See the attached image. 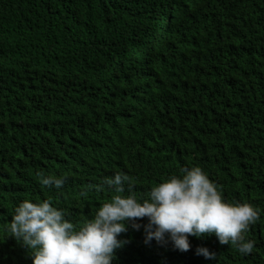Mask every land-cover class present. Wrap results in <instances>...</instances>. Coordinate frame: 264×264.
<instances>
[{
  "label": "trees",
  "instance_id": "trees-1",
  "mask_svg": "<svg viewBox=\"0 0 264 264\" xmlns=\"http://www.w3.org/2000/svg\"><path fill=\"white\" fill-rule=\"evenodd\" d=\"M192 166L262 210L253 251L145 244L144 217L112 264H264V0H0V264H32L4 231L21 200L79 224L113 194L104 178L127 174L139 198Z\"/></svg>",
  "mask_w": 264,
  "mask_h": 264
},
{
  "label": "clouds",
  "instance_id": "clouds-1",
  "mask_svg": "<svg viewBox=\"0 0 264 264\" xmlns=\"http://www.w3.org/2000/svg\"><path fill=\"white\" fill-rule=\"evenodd\" d=\"M38 178L42 185L56 189L66 180L63 175ZM126 183L130 184V177L116 172L95 185L107 186L113 194L79 224L48 199L25 198L14 205L4 231L27 249L32 264H112L115 250L126 243L119 235L129 226L140 229L138 220L144 217L145 244L153 239L158 244L171 242L183 252L190 248L189 236L214 234L220 244L233 245L242 255L253 251L255 242L245 233L262 210L248 202L225 200L201 167L181 168L139 198L131 191L125 193ZM195 254L215 258L205 246L198 245Z\"/></svg>",
  "mask_w": 264,
  "mask_h": 264
}]
</instances>
